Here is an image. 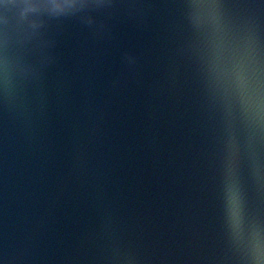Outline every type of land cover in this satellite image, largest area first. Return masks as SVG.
Returning <instances> with one entry per match:
<instances>
[{
    "label": "water",
    "instance_id": "water-1",
    "mask_svg": "<svg viewBox=\"0 0 264 264\" xmlns=\"http://www.w3.org/2000/svg\"><path fill=\"white\" fill-rule=\"evenodd\" d=\"M18 264H264V0H7Z\"/></svg>",
    "mask_w": 264,
    "mask_h": 264
}]
</instances>
